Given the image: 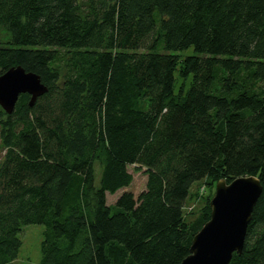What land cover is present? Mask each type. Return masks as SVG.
Masks as SVG:
<instances>
[{
	"label": "trees",
	"instance_id": "16d2710c",
	"mask_svg": "<svg viewBox=\"0 0 264 264\" xmlns=\"http://www.w3.org/2000/svg\"><path fill=\"white\" fill-rule=\"evenodd\" d=\"M16 66L47 90L0 107V264L27 224L39 264H179L193 184L241 176L262 191L229 264H264V0H0Z\"/></svg>",
	"mask_w": 264,
	"mask_h": 264
},
{
	"label": "water",
	"instance_id": "95a60500",
	"mask_svg": "<svg viewBox=\"0 0 264 264\" xmlns=\"http://www.w3.org/2000/svg\"><path fill=\"white\" fill-rule=\"evenodd\" d=\"M40 77L21 66L0 74V107L11 113L22 93L30 95L32 106L46 92ZM262 191L255 176H241L230 182L219 180L210 200L209 220L193 236L189 255L179 264H229L232 254H240L254 205Z\"/></svg>",
	"mask_w": 264,
	"mask_h": 264
},
{
	"label": "rangeland",
	"instance_id": "374dc122",
	"mask_svg": "<svg viewBox=\"0 0 264 264\" xmlns=\"http://www.w3.org/2000/svg\"><path fill=\"white\" fill-rule=\"evenodd\" d=\"M129 172L132 173L133 180L127 190H130L136 196L145 187L146 176L143 171H135V167L130 165ZM100 166L95 165V184L99 183ZM216 183L201 181L193 184L191 188V195L189 196L185 212L187 215L190 213L198 212L202 207L207 204L208 198L210 200L214 196ZM123 189L117 190L114 194L108 195V202H114L115 198L122 192ZM189 213V214H188ZM43 225L41 224H27L23 226L19 234L21 239V246L15 264H39L40 262V242L42 238Z\"/></svg>",
	"mask_w": 264,
	"mask_h": 264
}]
</instances>
